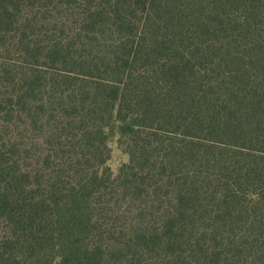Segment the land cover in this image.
<instances>
[{"label": "trees", "instance_id": "obj_1", "mask_svg": "<svg viewBox=\"0 0 264 264\" xmlns=\"http://www.w3.org/2000/svg\"><path fill=\"white\" fill-rule=\"evenodd\" d=\"M17 112L50 129L32 190L0 128V264H264V0H0Z\"/></svg>", "mask_w": 264, "mask_h": 264}, {"label": "rangeland", "instance_id": "obj_2", "mask_svg": "<svg viewBox=\"0 0 264 264\" xmlns=\"http://www.w3.org/2000/svg\"><path fill=\"white\" fill-rule=\"evenodd\" d=\"M11 106H13V104H11ZM23 120L24 118L20 116V112L9 115L6 121L0 118V128L3 125L5 126L9 132L8 137L10 139V141H8L9 148L2 153V162L5 165V168H2L3 175L10 178H8L3 185H7L14 177H19L21 175L25 176L29 169L33 173L29 178V183L31 184V189L34 190L36 186L41 184L40 178L44 177L38 173L40 167L34 168L38 163L39 157V155L36 154L35 144L38 145L40 151L47 148L44 139H46L47 130L50 129V127L48 124L45 134H42L37 127H33L34 125L32 123L29 124ZM35 120L44 125L49 121V117L48 115L37 114ZM52 123L53 122H51V124ZM35 126H39V123H36ZM2 129L4 130V128ZM107 132L109 134L108 148L110 152L103 166V170L106 174L115 178L124 165L128 164L130 161L129 149L127 147L130 136L127 135L125 127L121 123L117 122L114 124L113 120ZM5 136L6 133L4 131V137ZM47 175L48 172H46V176Z\"/></svg>", "mask_w": 264, "mask_h": 264}]
</instances>
